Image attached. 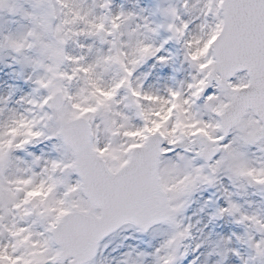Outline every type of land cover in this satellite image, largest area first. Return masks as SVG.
I'll list each match as a JSON object with an SVG mask.
<instances>
[{
  "label": "snow or ice",
  "instance_id": "1",
  "mask_svg": "<svg viewBox=\"0 0 264 264\" xmlns=\"http://www.w3.org/2000/svg\"><path fill=\"white\" fill-rule=\"evenodd\" d=\"M156 12L0 0L26 21L0 49L39 94L0 109V264H264V0ZM149 59L162 88L137 74ZM225 218L242 230L205 232Z\"/></svg>",
  "mask_w": 264,
  "mask_h": 264
},
{
  "label": "rangeland",
  "instance_id": "2",
  "mask_svg": "<svg viewBox=\"0 0 264 264\" xmlns=\"http://www.w3.org/2000/svg\"><path fill=\"white\" fill-rule=\"evenodd\" d=\"M138 1L136 0H127L126 6L123 8L125 11H131L138 13L139 16H142L141 10L136 8ZM119 7H115L114 11L119 10ZM140 20L137 19L134 21V23L139 22ZM17 23L19 25H22L24 23L23 20L17 18ZM6 25L5 21L0 20V28ZM7 29H5V32ZM5 49H0V54ZM4 62L6 65L2 62V59L0 58V109H4L5 113H8L9 110H12L13 108H16V98L14 95L15 88L12 86V84L8 83L7 81V74H10L11 68L9 64L7 63L6 58H4ZM8 67V71H7ZM8 72V73H7ZM4 113V114H5Z\"/></svg>",
  "mask_w": 264,
  "mask_h": 264
}]
</instances>
